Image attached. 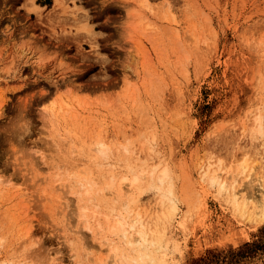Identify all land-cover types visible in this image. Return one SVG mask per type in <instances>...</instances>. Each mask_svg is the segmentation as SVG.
I'll use <instances>...</instances> for the list:
<instances>
[{
  "label": "rangeland",
  "instance_id": "obj_1",
  "mask_svg": "<svg viewBox=\"0 0 264 264\" xmlns=\"http://www.w3.org/2000/svg\"><path fill=\"white\" fill-rule=\"evenodd\" d=\"M32 1L0 0V264H118L136 217L163 264H264L211 182L264 199V0Z\"/></svg>",
  "mask_w": 264,
  "mask_h": 264
},
{
  "label": "bare ground",
  "instance_id": "obj_2",
  "mask_svg": "<svg viewBox=\"0 0 264 264\" xmlns=\"http://www.w3.org/2000/svg\"><path fill=\"white\" fill-rule=\"evenodd\" d=\"M32 1V0H31ZM33 2V1H32ZM33 4V3H32ZM43 99V98H42ZM47 99V97H45ZM44 99V100H45ZM99 150L101 153H106V149L104 145H100ZM249 168L248 161L245 160L241 163L242 172L247 171ZM152 178L158 180L162 185L168 183L169 179V171L167 168L160 169L159 166H156L152 171ZM127 178H123L120 182L118 191H124V184ZM137 181V178L133 180V182ZM211 182L220 186L221 190L231 191L232 198L235 202V205L238 209L248 210L250 206H253L254 209L259 208L256 213L260 212L264 216V199L262 202H256L252 196H248L246 193L241 192L237 189L235 185H230L227 181L222 180L217 173H213L211 175ZM250 183V182H249ZM114 182L110 187H113ZM171 193V192H170ZM173 210H177L176 206H173ZM125 219V218H124ZM141 220L139 217H136L132 220V222H128L127 220H122L120 222V227L122 229V236L127 239V244L133 247H136L133 251L135 252L133 255L128 257L127 252L121 250L119 247H112V253L114 255H119L118 260L120 263L118 264H163L162 256H156L153 250L150 249L151 241L148 239V233L144 226L139 225ZM132 232V233H131ZM131 233V234H129ZM153 244V243H152ZM156 245V246H155ZM155 246L156 251H161L162 244L160 242H156ZM111 246V244H109ZM102 263L104 259H101Z\"/></svg>",
  "mask_w": 264,
  "mask_h": 264
},
{
  "label": "trees",
  "instance_id": "obj_3",
  "mask_svg": "<svg viewBox=\"0 0 264 264\" xmlns=\"http://www.w3.org/2000/svg\"><path fill=\"white\" fill-rule=\"evenodd\" d=\"M262 233L264 235V228L262 229ZM261 249L264 250V244L261 242L246 244L243 250L239 252V254L243 256L253 255L254 253H257L258 250H261Z\"/></svg>",
  "mask_w": 264,
  "mask_h": 264
}]
</instances>
